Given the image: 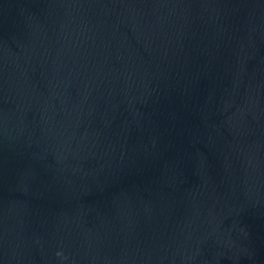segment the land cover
Wrapping results in <instances>:
<instances>
[{
    "label": "clouds",
    "instance_id": "1",
    "mask_svg": "<svg viewBox=\"0 0 264 264\" xmlns=\"http://www.w3.org/2000/svg\"><path fill=\"white\" fill-rule=\"evenodd\" d=\"M58 255H59V253H58Z\"/></svg>",
    "mask_w": 264,
    "mask_h": 264
}]
</instances>
